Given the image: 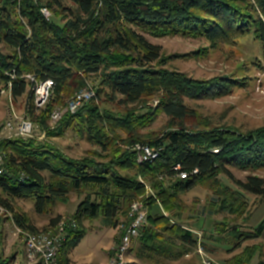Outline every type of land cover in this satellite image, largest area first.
I'll return each mask as SVG.
<instances>
[{
    "label": "trees",
    "instance_id": "obj_1",
    "mask_svg": "<svg viewBox=\"0 0 264 264\" xmlns=\"http://www.w3.org/2000/svg\"><path fill=\"white\" fill-rule=\"evenodd\" d=\"M66 1L74 7H67ZM243 1L248 4H236ZM0 4L2 40L15 53L0 54V79L9 80L6 72L13 71L52 79V100L56 102L68 88L83 86L86 76L107 71L102 85L115 96L135 105L158 95V107L177 126L165 138L149 141L136 130L141 125L138 119L145 115L136 117L133 113L122 118L102 111L92 100L64 118V125L74 122L82 136L105 151L120 126L130 133L127 143L161 147L159 156L144 165L137 163L130 150L123 152L122 160L113 167L89 158L73 159L47 143L22 139L4 143L8 166L24 178L0 175V205L14 214L20 228L42 231L16 212L13 200L31 198L36 212L43 215L51 213L58 202L68 200L72 192L85 193L75 213L77 227L63 242L66 262L86 236L87 220L102 217L107 224L115 225L122 210L144 193L140 174L151 179L161 203L174 213L178 210V194L194 189L203 179L216 180L221 173L231 177L229 166L264 167V127L248 133L233 129L197 132L188 128L187 118L192 111L184 99L205 97L216 86L215 80L195 81L184 73L158 68L168 63L161 48L127 28L132 25L153 34L182 36L213 33L214 39L223 43L253 33L264 47V0H0ZM42 6L54 15H60L59 10L71 14V19L64 25L49 21L40 12ZM13 83L14 98L27 93L26 80ZM115 165L129 175L117 171ZM194 170L198 174L192 175ZM183 173L189 174L188 178H182ZM167 181L171 182L169 186ZM236 183L243 191L264 199L263 177L248 176ZM150 204L152 210L154 202ZM62 217L51 218L50 225H57ZM166 234L170 238L165 240ZM238 236L239 242L264 237V219L253 232ZM172 239L190 247L198 244L192 231L173 225L162 213L150 212L148 225L138 238L137 258L148 260L159 253L172 256Z\"/></svg>",
    "mask_w": 264,
    "mask_h": 264
},
{
    "label": "rangeland",
    "instance_id": "obj_2",
    "mask_svg": "<svg viewBox=\"0 0 264 264\" xmlns=\"http://www.w3.org/2000/svg\"><path fill=\"white\" fill-rule=\"evenodd\" d=\"M236 4L246 5L248 3L243 1L236 2ZM65 5L74 7L69 1H66ZM59 14H52L50 20L53 19L64 25L71 19V14L60 10ZM127 28L131 29V34L132 32L142 34L149 42L161 48L162 57L168 63L164 67L158 68L184 73L195 81L215 80L216 86L205 97L184 99L185 104L192 111L187 118L186 126L188 128L197 132L233 129L248 133L264 127V47L253 33L242 36L233 42L223 43L216 41L213 33H208L205 36L199 34L182 36L172 33L153 34L132 25H127ZM0 54L6 56L15 54L14 50L2 40L1 33ZM106 72L86 76L83 86L68 88L65 95L56 102H53L51 94L49 101L43 106L37 104L31 87H28L27 93L22 97H13V102L10 101L9 96L2 97L0 126L6 122L10 112L13 117L30 116L36 126L34 137L7 135L3 137H12V139L5 140L4 143L16 139L47 143L73 159L89 158L114 167L116 161L122 160L123 152L132 151L133 146L137 144L127 143L130 133L125 127L120 126L117 129L116 138L112 139L109 150L105 151L86 136H82L74 122L70 121L64 125V118L69 113L64 114L61 122H57L53 118L55 109H66L77 92L87 89L95 91L92 101H96L97 106L104 112L122 118H128V114L133 113L136 117L145 115L138 119V122L143 126L138 127L136 123L138 127L136 130L140 136L147 140L156 141L165 138L168 132L177 128L173 124L174 122L158 107L160 101L158 95L149 97L138 104L128 105L124 103L122 96H115L107 86L102 85L103 74ZM3 81L5 80L0 79V83ZM150 145L158 146L152 143ZM117 165L119 164L117 163ZM117 165H115L117 171L123 175H129L127 170L119 169ZM228 169L231 177L221 173L216 180L203 179L194 189L179 193L178 210L174 213L161 203L159 195H157L158 192L152 187L151 179L140 174L138 179L145 186V190L134 201H143L149 213H162L173 225L192 231L195 238L198 239V244L190 247L182 244L178 239H172L174 243H170V248L173 250L172 256H168L167 253H159L152 255V258L148 260H141L136 255L140 245L139 240L136 241V239L127 255L128 263L259 264L264 262V237L239 242L238 236V234L253 232L263 221L264 199L243 191L236 183L238 180L245 181L248 176L264 178V167L229 166ZM6 174L24 178L22 173L8 165ZM131 174L133 175V173ZM160 179L163 178L160 177ZM169 182L167 181V186L170 185L171 182ZM84 198L85 193L72 192L68 200L58 202L51 213L43 215L36 212L35 202L31 198L16 199L12 201V204L16 212L25 215L37 230H42L41 233H57L61 227L65 226L66 234H68L72 228L77 227L75 213ZM151 202H154L152 210L149 209ZM131 204L122 210L115 225L107 224L102 217L96 220H87L85 228L89 234L79 245L75 254L81 260L95 259L96 261V257L101 254L103 242L107 240L112 245L107 263L110 264L116 257L121 238L130 223ZM1 207L4 208V212L0 209V264H31L27 251L25 254L24 250V235L18 231L19 226L15 223L14 214L4 206L1 205ZM58 215L63 216L62 220L55 226L50 225V219ZM62 223L63 226H61ZM95 232L100 233L97 236ZM169 236L168 234L164 235L165 240L170 238ZM63 248L62 246L58 255L59 264H86L75 262L70 256L66 262ZM181 252H184V255L174 256Z\"/></svg>",
    "mask_w": 264,
    "mask_h": 264
},
{
    "label": "built area",
    "instance_id": "obj_3",
    "mask_svg": "<svg viewBox=\"0 0 264 264\" xmlns=\"http://www.w3.org/2000/svg\"><path fill=\"white\" fill-rule=\"evenodd\" d=\"M40 12L47 20L51 19L52 11L48 7L42 6ZM6 75L9 76L10 79L0 83V95H6L8 97V90H13V82L23 79L26 80L29 87L32 88L34 99H41V102L49 101L55 86L52 79L41 80L35 74L18 75L16 71L6 72ZM94 97L95 91L92 89L77 92L71 99V104H69L66 109L57 108L54 110L55 120L61 122L65 113L79 111ZM10 101L13 102V99H10ZM35 128V123L30 116L13 117L11 116V112L6 122L0 126V170H3L5 174L8 162L6 159V152H4L3 136L16 135L25 138L34 137ZM159 148L161 147H153L150 144L137 143L133 146L132 151L136 155L138 164H146L149 163L151 151ZM177 168H179V166ZM191 174H198V170H194ZM188 176L189 175H181L182 178H188ZM0 209L4 212V208H2L1 205ZM130 217V223L126 227L121 238L116 257L110 264H124V261L128 260L129 257L122 256V248L125 247L127 233H135L137 240L142 236V231L148 224L149 217V212L143 201L137 200L131 204ZM63 225L64 224L62 223L61 226ZM18 231L20 234H24V237H31L34 239L32 263L59 264L58 255L60 251H58V240L61 235L66 234L67 228L65 226L61 227L57 233L46 232L45 234H34L31 231L24 230L20 227L18 228Z\"/></svg>",
    "mask_w": 264,
    "mask_h": 264
},
{
    "label": "bare ground",
    "instance_id": "obj_4",
    "mask_svg": "<svg viewBox=\"0 0 264 264\" xmlns=\"http://www.w3.org/2000/svg\"><path fill=\"white\" fill-rule=\"evenodd\" d=\"M5 96L6 95H0V102H1V98L5 97ZM8 96H9V98L13 99L14 96H13L12 90H8ZM36 100H37V104L39 106H43L44 104L47 103V101L41 102V99H36ZM71 112L75 114L78 111H71ZM53 118L55 119L54 114H53ZM10 136H12V135H10ZM15 136H13V137H15ZM11 139H12V137H6V138L3 137V143L5 142V140H11ZM4 152H5V150H4ZM159 152L160 151H158V149L152 150L151 153H150L149 162H151L154 159H156L159 156ZM6 159H7V157H6ZM3 174H4V171L0 170V175H3ZM181 175H189V174L183 173ZM32 233H34V234H45V232L44 233L32 232ZM67 235L68 234H64V235H61V237H59V240H58V251H61V248L63 246V242H64V240H66ZM136 239H137V237H136L135 233H127L125 247L122 248V256L127 257V255L129 254V252L132 249L133 242ZM24 245H25V249L27 251V254L29 255V257L31 259H33L34 239H32L31 237H24ZM124 264H129L128 260L124 261Z\"/></svg>",
    "mask_w": 264,
    "mask_h": 264
},
{
    "label": "crops",
    "instance_id": "obj_5",
    "mask_svg": "<svg viewBox=\"0 0 264 264\" xmlns=\"http://www.w3.org/2000/svg\"><path fill=\"white\" fill-rule=\"evenodd\" d=\"M96 233V235L98 236V233H100V232H95ZM89 233H87L86 234V236L88 235ZM85 236V237H86ZM85 237H84V239H85ZM83 239V240H84ZM83 240L81 241V243L83 242ZM80 243V244H81ZM79 244V245H80ZM79 245L71 252V254H70V258L73 260V261H78L79 263H81V262H83V263H86V264H107L108 263V261H109V257H110V253H109V250H110V248H112V245L110 244V242L109 241H107V240H105V242H103V246H102V248H101V250H100V252H101V254H100V256H97L96 257V261H95V259H93V260H89V261H85V260H81V258L79 257V256H77L76 254H75V251L77 250V248L79 247ZM24 247V246H23ZM24 250H25V254H26V249L24 248ZM96 255V254H95ZM27 256H28V258H29V260L32 262V259L29 257V255L27 254ZM95 257V256H94Z\"/></svg>",
    "mask_w": 264,
    "mask_h": 264
}]
</instances>
